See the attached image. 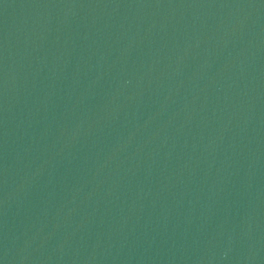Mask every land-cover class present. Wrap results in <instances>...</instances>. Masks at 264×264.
Masks as SVG:
<instances>
[{
    "label": "water",
    "instance_id": "obj_1",
    "mask_svg": "<svg viewBox=\"0 0 264 264\" xmlns=\"http://www.w3.org/2000/svg\"><path fill=\"white\" fill-rule=\"evenodd\" d=\"M0 264H264V0H0Z\"/></svg>",
    "mask_w": 264,
    "mask_h": 264
}]
</instances>
